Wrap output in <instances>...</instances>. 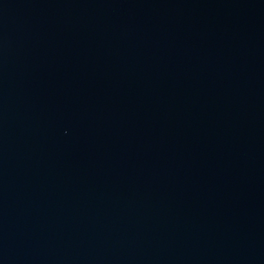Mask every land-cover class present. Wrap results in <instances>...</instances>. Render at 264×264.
<instances>
[{
    "label": "water",
    "instance_id": "1",
    "mask_svg": "<svg viewBox=\"0 0 264 264\" xmlns=\"http://www.w3.org/2000/svg\"><path fill=\"white\" fill-rule=\"evenodd\" d=\"M0 264H264V0H0Z\"/></svg>",
    "mask_w": 264,
    "mask_h": 264
}]
</instances>
